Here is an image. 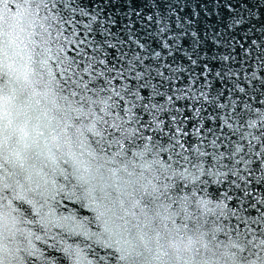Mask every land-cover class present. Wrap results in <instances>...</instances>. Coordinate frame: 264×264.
<instances>
[{"label": "snow or ice", "instance_id": "obj_1", "mask_svg": "<svg viewBox=\"0 0 264 264\" xmlns=\"http://www.w3.org/2000/svg\"><path fill=\"white\" fill-rule=\"evenodd\" d=\"M0 264H264V0H0Z\"/></svg>", "mask_w": 264, "mask_h": 264}]
</instances>
